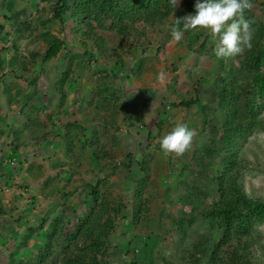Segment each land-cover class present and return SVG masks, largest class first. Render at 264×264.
I'll use <instances>...</instances> for the list:
<instances>
[{
    "label": "trees",
    "instance_id": "obj_1",
    "mask_svg": "<svg viewBox=\"0 0 264 264\" xmlns=\"http://www.w3.org/2000/svg\"><path fill=\"white\" fill-rule=\"evenodd\" d=\"M16 1L0 3V160L7 153L6 166L9 159L22 164L23 180L34 174V193L51 199L44 209L55 211L33 223L24 220L18 232L19 218L27 214L20 209L13 216L22 194L2 197L0 187V255L6 249L0 264H110L115 256L118 264H127L116 243L122 235L116 227L125 221L136 225L137 236L150 232L152 243H158L162 215L155 191L164 174L162 161L152 154L160 147H149L155 135L170 131L167 117L179 107H196L201 120L212 126L205 132L195 172L182 179L180 168L175 176L183 202L199 205L193 214L173 218L174 229L180 232L196 220L204 223L208 235L191 246L201 264H264V242L252 234L264 222V196L245 191L242 170L249 162L241 152L251 132L264 130V0H252L253 8L245 12L253 29L251 49L217 59L211 75L200 67L188 72L189 88L174 90L178 102L162 104L151 127L141 109L124 98L118 72L128 67L136 77L141 70L152 71L153 64L144 63L154 60L161 44L150 46L143 39L144 27L164 30L160 39L168 40L175 19L194 14L195 0H179L174 9L169 0H36L34 6ZM184 35L186 50L193 48L200 56L212 51L216 58L206 30ZM176 68L170 63L172 72ZM41 80L45 88L38 86ZM35 94L45 102L33 101ZM52 102L55 108L49 110ZM2 107L14 114L10 123ZM69 110L82 119H64ZM130 138L132 149L121 155ZM19 147L24 150L17 154ZM85 151L96 173L75 187L72 177ZM189 158L196 160L192 154ZM255 163L257 169L264 165ZM4 166L0 162V179L9 190L12 169ZM207 167L212 168L209 177ZM123 180L134 182V189L127 190Z\"/></svg>",
    "mask_w": 264,
    "mask_h": 264
},
{
    "label": "rangeland",
    "instance_id": "obj_2",
    "mask_svg": "<svg viewBox=\"0 0 264 264\" xmlns=\"http://www.w3.org/2000/svg\"><path fill=\"white\" fill-rule=\"evenodd\" d=\"M7 2L8 0H0ZM18 2V0L16 1ZM15 2V4H16ZM20 3L21 0H19ZM28 4L34 6L36 0H27ZM139 28H142V24H137ZM145 36L144 40L146 42H150V46L155 44H161V48L157 52L154 57V60L144 63L147 67V64H153L154 69L152 71L141 70L137 73L136 77L132 76V74L128 71V67L124 69H120L118 72V83L122 86L124 92V98H126L130 107H134L136 110L141 109L144 121L151 127L150 123L157 118L156 116L161 114V105L170 101L178 102V98L175 96L174 90L185 91L189 88L191 80H189L187 74L188 72H194L197 68H203L206 70H199L200 72L210 71L211 75L217 65V58L211 57L212 51L207 53L206 55L200 56L197 52L193 50H186L183 46V40L186 35H184L183 39L180 42L174 41L171 36L166 41H162L160 36L164 30H159L156 28L144 27ZM60 34V32H58ZM152 44V45H151ZM208 45L212 46L208 43ZM71 51H74L75 48L67 46ZM195 49V48H194ZM170 63L175 64L177 66L176 70L172 72L170 70ZM106 65H109L108 60L106 59ZM127 66H130L129 64ZM50 73V71H49ZM173 76L176 77L175 81L172 80ZM45 80V79H44ZM17 87L23 86L21 83H17ZM39 87L45 88V83L41 80L38 82ZM24 88V86H23ZM40 94V93H39ZM39 97V98H37ZM203 101L205 97L203 96ZM42 100V103L40 102ZM33 101L40 102L43 104L45 102L43 97H40L38 94H35ZM56 105V102H52V106L49 110H53ZM166 107H164L165 109ZM169 108V107H168ZM70 109V108H66ZM163 109V107L161 108ZM173 113L171 116L167 117L166 120L169 124V130H171L178 123H186L189 128L194 129L196 132V137L193 141L192 148L185 153L184 156L176 157L173 155H165L162 150L159 148V139L165 135L167 132L162 131V133L158 136L155 135L151 140V145L149 149H153L154 146H158L159 149H154L152 153L157 162L162 161L161 165L162 169L165 170L162 173L164 175L159 179L158 186L154 188L156 190V202L161 205V210L158 211V214L162 215L161 217V229L157 231L158 243L153 244L152 239H154L155 235L150 232L145 236H137L135 233L137 230L136 225H129V223L123 222L122 224H118L116 230L119 233H122L121 236L117 237L118 251L120 252V260L125 261V263L130 264H190L189 261L194 262V264H201L198 256L192 255L191 246L198 239H203L206 235V227L201 221H194L193 223L184 224L183 230L178 232L175 228V220L180 216H187L189 214H193L195 212L196 206L199 204H186L182 200V191L179 190L178 183L175 179V176H179V169H182V179H187L190 174L195 172V164L203 157L202 150V142L207 139L205 132L212 126L210 122H204L200 118V113L196 107L190 108H172ZM159 111V112H158ZM71 110L67 113L65 118L68 119H76L81 120L82 117L78 114H71ZM2 113L6 116L5 120L7 123L11 122L13 118V113L6 112L4 107H2ZM157 113H159L157 115ZM264 115V109L261 113ZM15 121L19 122L18 117H16ZM14 119V118H13ZM124 136H127L125 130H123ZM4 140L1 139L0 144ZM133 141L131 138L129 141L124 144L120 154H124L127 150L132 149ZM3 143V142H2ZM29 144V143H28ZM53 145V141L49 143L46 149L50 150ZM145 143H142L139 147V152L143 150ZM24 148L19 147L16 150V153L19 154L23 152ZM88 152V151H87ZM86 151L82 153L81 164L79 170L73 174L72 184L77 187L82 184L85 178H91L93 174L96 173V169H93L89 155ZM241 152L243 156L248 160L249 163L242 170L243 178L242 183L246 192L249 194H253L254 196H264V165L260 167H256L255 161L262 162L264 164V130L263 131H254L251 132L244 140L243 146L241 148ZM1 154H4L3 151ZM48 154H51L48 152ZM195 155L196 160H191L189 155ZM200 154V155H199ZM41 156L44 157V153L41 152ZM40 156V157H41ZM199 156V157H198ZM7 153L4 154V158L0 160L6 170L11 168V176H12V186L9 190H5L3 186V182L0 179V187L2 190V197H9L12 194H22V197L18 200L17 203V211L13 213V216L17 217L20 209H24V211L29 214L30 212H34L31 215L21 216L19 219L22 221V224L16 226V230L18 232L23 231L24 229V220L29 223H33L36 220L44 217H50L53 211V208L50 210L44 209L46 206L52 203L51 199L45 200L41 199V195L38 193H34V189L38 184V179L34 174L26 176L23 180L22 175L26 174L23 169V165H19L16 160L9 159V164L7 163ZM160 157H162L160 159ZM168 158H171L172 167H169L167 163L169 162ZM177 159V161H174ZM179 160V161H178ZM155 164V161H154ZM157 166V164H156ZM153 167V166H152ZM154 170V167H153ZM212 168L207 167L205 170L206 175L209 177L211 174ZM48 173H54V170H47ZM60 174V173H59ZM61 175L58 178H61ZM167 177V180L164 179ZM118 180L120 181V175H118ZM115 179V177H114ZM126 179V178H125ZM121 182V181H120ZM124 187L127 190L134 189V182H130L127 180H123ZM15 184V185H13ZM184 193V192H183ZM30 197L34 199V203L32 204V209L29 207ZM64 207H57V210H62ZM70 211V209H69ZM72 213V212H71ZM75 217V213H72V221ZM174 218V219H173ZM27 223V224H29ZM256 233H258L260 241L264 242V222L256 225L253 234V237H256ZM136 235V237H135ZM129 242V245H127ZM31 243V242H30ZM31 246V245H29ZM1 249L3 246L1 245ZM127 253H125V250ZM2 256L5 255L6 249L1 250ZM198 254V251L195 252ZM2 259L3 257H1ZM116 257V256H115ZM110 257V264H118L117 257ZM115 258V259H114ZM182 259L184 261H182ZM122 262H120L121 264Z\"/></svg>",
    "mask_w": 264,
    "mask_h": 264
},
{
    "label": "clouds",
    "instance_id": "obj_3",
    "mask_svg": "<svg viewBox=\"0 0 264 264\" xmlns=\"http://www.w3.org/2000/svg\"><path fill=\"white\" fill-rule=\"evenodd\" d=\"M169 3L174 9L179 0ZM252 8V0H195L194 14L176 18L170 36L180 42L186 31L206 30L218 60L242 55L252 47L253 29L245 17ZM196 135L186 123H178L159 139L160 149L166 156L180 157L192 148Z\"/></svg>",
    "mask_w": 264,
    "mask_h": 264
}]
</instances>
